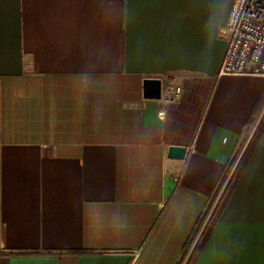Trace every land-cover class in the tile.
<instances>
[{
	"label": "crops",
	"instance_id": "obj_1",
	"mask_svg": "<svg viewBox=\"0 0 264 264\" xmlns=\"http://www.w3.org/2000/svg\"><path fill=\"white\" fill-rule=\"evenodd\" d=\"M234 1L0 0V264L186 262L264 109L218 76ZM194 264H264V148Z\"/></svg>",
	"mask_w": 264,
	"mask_h": 264
},
{
	"label": "built area",
	"instance_id": "obj_2",
	"mask_svg": "<svg viewBox=\"0 0 264 264\" xmlns=\"http://www.w3.org/2000/svg\"><path fill=\"white\" fill-rule=\"evenodd\" d=\"M219 35L226 47L218 76L264 78V0H235ZM179 93V87L170 88L167 100Z\"/></svg>",
	"mask_w": 264,
	"mask_h": 264
},
{
	"label": "trees",
	"instance_id": "obj_3",
	"mask_svg": "<svg viewBox=\"0 0 264 264\" xmlns=\"http://www.w3.org/2000/svg\"><path fill=\"white\" fill-rule=\"evenodd\" d=\"M253 141H254V134L252 135V137L250 138V140L247 142L248 144H246V146H245V148L243 150V153L239 157L238 162H237V164L235 165V167H234V169L232 171L231 176L234 177V179L232 180V183L229 186V188L228 187L225 188L226 190L228 189L227 190V193L225 195H224V193L222 194V200L219 202L217 209H215L212 212V214H211L208 222H206L205 226L203 227V230H202L201 234L199 235L197 242L195 243V245H194V247H193L190 255L188 256V258H187V260H186V262L184 264H194L196 258L198 257L199 252L202 249V247H203V245H204V243L206 241L207 233L211 229V227H212V225L214 223V220L217 217V214L219 213V211L223 207V204L225 203V201L227 199V196H228L231 188L235 184V180L239 176L240 171L244 167V165L247 162V159H248L250 153L253 150V147H252L253 146V144H252ZM224 178H225V176H223L222 181L224 180ZM198 227H199V225H198ZM191 243L192 242L190 241L188 243V245L186 246V248H189V246H190Z\"/></svg>",
	"mask_w": 264,
	"mask_h": 264
},
{
	"label": "water",
	"instance_id": "obj_4",
	"mask_svg": "<svg viewBox=\"0 0 264 264\" xmlns=\"http://www.w3.org/2000/svg\"><path fill=\"white\" fill-rule=\"evenodd\" d=\"M143 96L146 99L160 98V82L157 79H145L143 81ZM186 154V147L180 145H169L167 157L174 160H182Z\"/></svg>",
	"mask_w": 264,
	"mask_h": 264
},
{
	"label": "rangeland",
	"instance_id": "obj_5",
	"mask_svg": "<svg viewBox=\"0 0 264 264\" xmlns=\"http://www.w3.org/2000/svg\"><path fill=\"white\" fill-rule=\"evenodd\" d=\"M257 119H258V121L253 123L252 131H251L252 133H251L250 138L254 134V141L252 142V144H253L252 147L254 149L257 146V148L259 150H261L264 148V109H263L261 116L259 118L257 117L256 120ZM193 129L194 128H188V129L184 128V130H183L184 134H179L177 136L178 140H185L186 141V140L190 139L191 135L193 133ZM191 130H192V132H191ZM250 138H249V140H250ZM230 174H231V172H229V171L226 172L224 182L226 179H228L230 177Z\"/></svg>",
	"mask_w": 264,
	"mask_h": 264
}]
</instances>
